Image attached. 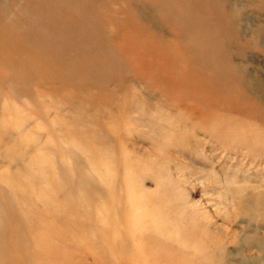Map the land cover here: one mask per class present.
Segmentation results:
<instances>
[{
  "label": "rangeland",
  "instance_id": "374dc122",
  "mask_svg": "<svg viewBox=\"0 0 264 264\" xmlns=\"http://www.w3.org/2000/svg\"><path fill=\"white\" fill-rule=\"evenodd\" d=\"M1 7L0 264H264V0Z\"/></svg>",
  "mask_w": 264,
  "mask_h": 264
},
{
  "label": "bare ground",
  "instance_id": "6f19581e",
  "mask_svg": "<svg viewBox=\"0 0 264 264\" xmlns=\"http://www.w3.org/2000/svg\"><path fill=\"white\" fill-rule=\"evenodd\" d=\"M0 10L3 11L2 7L0 8ZM212 10V9H211ZM208 11V10H207ZM24 20L25 18H27V15L25 14L24 16H21ZM27 29H21V27H14L11 26L8 30H7V42H10L11 45H14L15 48L17 50H21L20 49V45L19 43H16V37L18 36L19 32H22L24 37H28L29 40L32 38V35L34 34V31H30ZM4 35H6V33H4ZM30 35V36H29ZM9 44V43H8ZM23 45V44H22ZM218 84V83H217Z\"/></svg>",
  "mask_w": 264,
  "mask_h": 264
}]
</instances>
